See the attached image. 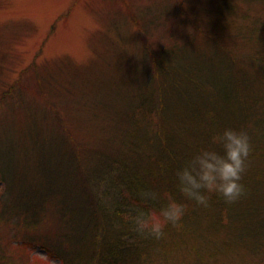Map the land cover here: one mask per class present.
Returning <instances> with one entry per match:
<instances>
[{"label":"trees","instance_id":"16d2710c","mask_svg":"<svg viewBox=\"0 0 264 264\" xmlns=\"http://www.w3.org/2000/svg\"><path fill=\"white\" fill-rule=\"evenodd\" d=\"M204 10L207 23L185 21L188 42L167 38L164 27L150 44L137 21L142 62L126 94H118L122 107L110 99L99 106L116 133L108 151L96 146L94 164L81 156L85 144L70 146L67 128L55 129L53 151L29 134L37 153L31 169L22 150L0 146V264H47L30 257L34 246L58 264H153L186 247L192 264L264 259V0H212ZM196 33L203 41L194 47ZM4 94L14 95L11 88ZM226 128L250 137L240 181L246 195L228 204L210 194L203 207L180 193L175 173L201 149L222 152L212 137ZM100 182L105 189L95 193ZM141 190L161 199L145 202ZM164 194L186 206L181 227L145 238L130 216L136 209L158 213Z\"/></svg>","mask_w":264,"mask_h":264},{"label":"rangeland","instance_id":"374dc122","mask_svg":"<svg viewBox=\"0 0 264 264\" xmlns=\"http://www.w3.org/2000/svg\"><path fill=\"white\" fill-rule=\"evenodd\" d=\"M211 3L212 0H0V146L12 148V154L22 150L23 165L31 169L37 153L31 149L29 134L43 137L41 144L53 151L55 129L67 128L64 133L71 136L70 146L85 144L81 156L86 162L89 159L86 164H94L96 146L108 151L112 148L108 140L116 133L110 118L99 111L103 106H99L110 99L122 107L118 94H126L127 81L142 62L144 43L137 21L148 30L150 44L163 35L164 27L167 38L188 42L190 26L185 21L191 18L198 25L207 23L204 9ZM195 36L196 42L191 44L197 47L203 40L198 33ZM9 88L14 95L4 94ZM93 189L97 193L105 185L100 182ZM182 250L157 257L153 264H192L186 255L184 259ZM31 256L58 264V259L48 257L39 246L31 248ZM224 260L226 264H246L249 259ZM250 264H264V259L250 258Z\"/></svg>","mask_w":264,"mask_h":264},{"label":"clouds","instance_id":"9594fccd","mask_svg":"<svg viewBox=\"0 0 264 264\" xmlns=\"http://www.w3.org/2000/svg\"><path fill=\"white\" fill-rule=\"evenodd\" d=\"M212 143L219 145L222 152L201 149L175 173L180 193L203 207L209 206L210 194H218L228 204L235 203L246 195L245 187L240 181L247 170L252 151L248 133L226 128L212 137ZM138 195L145 202L161 199V194L155 191L141 190ZM164 198L167 203L158 213L135 210V214L130 216L135 224V232L145 238L160 240L165 236L166 226L171 225L177 229L181 227L186 206L178 203L171 195L164 194Z\"/></svg>","mask_w":264,"mask_h":264}]
</instances>
